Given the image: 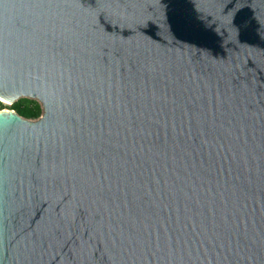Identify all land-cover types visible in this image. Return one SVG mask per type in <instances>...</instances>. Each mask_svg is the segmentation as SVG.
I'll use <instances>...</instances> for the list:
<instances>
[{
    "label": "water",
    "instance_id": "water-1",
    "mask_svg": "<svg viewBox=\"0 0 264 264\" xmlns=\"http://www.w3.org/2000/svg\"><path fill=\"white\" fill-rule=\"evenodd\" d=\"M0 96V264H264V0H0Z\"/></svg>",
    "mask_w": 264,
    "mask_h": 264
},
{
    "label": "trees",
    "instance_id": "trees-1",
    "mask_svg": "<svg viewBox=\"0 0 264 264\" xmlns=\"http://www.w3.org/2000/svg\"><path fill=\"white\" fill-rule=\"evenodd\" d=\"M5 104L0 100V109L4 108ZM10 108L14 109L21 116L31 119L38 118L42 112L43 108L39 101L29 97H21L10 104Z\"/></svg>",
    "mask_w": 264,
    "mask_h": 264
},
{
    "label": "rangeland",
    "instance_id": "rangeland-1",
    "mask_svg": "<svg viewBox=\"0 0 264 264\" xmlns=\"http://www.w3.org/2000/svg\"><path fill=\"white\" fill-rule=\"evenodd\" d=\"M32 99H34V98H32ZM36 100H37V99H36ZM37 101H38V100H37ZM3 103L5 104V107H4L3 109H5V110H6V109H11V108H10V103H6V102H4V101H3Z\"/></svg>",
    "mask_w": 264,
    "mask_h": 264
},
{
    "label": "bare ground",
    "instance_id": "bare-ground-1",
    "mask_svg": "<svg viewBox=\"0 0 264 264\" xmlns=\"http://www.w3.org/2000/svg\"><path fill=\"white\" fill-rule=\"evenodd\" d=\"M0 99H1L2 101L6 102V103H10V102H11L10 100H7V99L3 98L2 96H0Z\"/></svg>",
    "mask_w": 264,
    "mask_h": 264
}]
</instances>
